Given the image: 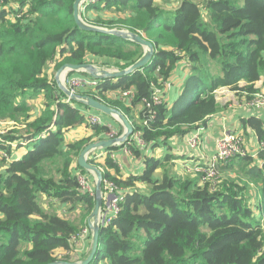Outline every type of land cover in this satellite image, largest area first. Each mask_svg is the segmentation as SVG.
I'll return each mask as SVG.
<instances>
[{
  "label": "trees",
  "instance_id": "16d2710c",
  "mask_svg": "<svg viewBox=\"0 0 264 264\" xmlns=\"http://www.w3.org/2000/svg\"><path fill=\"white\" fill-rule=\"evenodd\" d=\"M102 1L118 5L113 9L98 6L100 2L87 4V9L96 8L100 14L109 9L112 18H100L99 23L143 35L156 46V53L150 64L129 76L98 80L96 88L76 90L128 114L141 106L140 124L134 122L133 127L144 149L132 143L127 148L142 156L144 171L127 178L104 172V180L121 190L120 213L102 226L99 256L92 264H264V150L259 153L260 166L245 156L218 167L238 166L245 179H223L215 186L173 176L167 168L175 160L171 154L143 155L216 116L220 89L240 96L259 92L256 85L264 73V0L203 4L183 0L172 13L158 4L160 0ZM75 2L18 0L14 6L0 0V119L23 116L22 126L16 124V130L0 141V150L10 155L0 174V264H49L57 261L58 250H74L76 225L47 211L40 204L42 197L51 204L59 200L71 211L80 207L86 217L95 208V194L83 191L75 171L81 152L94 139L71 141L68 134L83 124L95 137L111 129L88 124L81 106L65 102L47 67L53 64L57 71L66 64L97 60L124 69L144 53L142 46L122 38L81 30L74 20ZM85 20L98 22L91 16ZM181 62L189 64L192 74L176 107L169 110L166 102L147 107L154 87L163 90ZM40 92L44 102L34 118L27 99ZM109 92L133 93L130 107L122 100L105 101ZM245 125L264 140L260 120L250 118ZM18 141L31 143L15 160L11 146ZM92 163L96 165L95 158ZM106 166L114 163L107 158ZM244 181L257 190L254 206L246 197ZM61 260L71 261V254Z\"/></svg>",
  "mask_w": 264,
  "mask_h": 264
},
{
  "label": "crops",
  "instance_id": "0c3cea01",
  "mask_svg": "<svg viewBox=\"0 0 264 264\" xmlns=\"http://www.w3.org/2000/svg\"><path fill=\"white\" fill-rule=\"evenodd\" d=\"M108 3H111V5H113V6L110 7V5ZM116 5H118V4H112V2H109V1L107 3H105V7L109 6L107 8H113L114 9ZM98 6H102V4H100ZM102 7H104V6H102ZM174 11L175 10L166 11V12L172 13ZM81 13L84 14V18L86 16H91V18L93 20H96L95 19L96 15H99L98 18H101V19L106 18V20H109L110 18H112V14L109 12V9H106V10L104 9L100 14L99 11L96 10V8L87 9V6H86V8L81 10ZM105 13H107L108 16L104 17ZM91 24H93V23H91ZM143 50L145 52L144 48H143ZM89 63L90 64L96 63V64H98L97 66H100V67L104 66V65L98 63L97 60H94V61L89 62ZM183 64L188 66L187 63H185V62ZM175 72L176 71H174V73ZM173 74H172V76H173ZM190 74L191 73L189 71V74L187 73L183 76V78L181 79L182 83L178 87V89H174V87L173 88L170 87L169 90H165L166 86L168 85L170 80L167 81L165 87L163 86V91L165 90L163 92L164 99L168 105L169 110L174 109L176 107V105L178 104V102L180 101V98L182 97V95L184 93L185 83L187 82L188 78L190 77ZM172 76H171V78H172ZM132 95H133V93H132ZM132 95L128 97L129 101H131L130 99L133 97ZM114 99L117 102L119 100H122L126 106L130 107V102L127 99L124 100V98L121 95L119 97L117 95H115ZM43 102H44V100L42 101V104H43ZM219 102H220V100H219ZM220 103L222 104V102H220ZM76 105L81 106V110L85 113L87 118H89V117L99 118L102 125L107 126L108 128H110L111 130L115 131L118 134L121 132L120 126H122V123L120 122V120L116 116L114 117L111 115L104 114V113L97 111V110H94L88 106H87V108H85L81 104H78V103ZM41 107H42V105H41ZM41 107H38V109H40V111H41ZM110 107H112V106H110ZM112 108H116V107H112ZM117 110H121V109L117 108ZM140 110H141L140 105L137 108L132 110L131 118H132L133 123L136 122L137 124H140V116H139ZM39 115H40V113H39ZM39 115H36L35 118L38 117ZM250 118H255V119L260 120L261 124H262V128L264 129V109L258 110L255 108H249L244 103V104L239 105V106H234V107L231 106L225 110L224 109L219 110L218 114L216 116H214L213 118L208 119V121L205 125H202L200 128H197L196 130H194L193 132L188 134V135H191L194 132H199L202 135L203 144L201 145L199 150H197V151L189 150V147L187 144L188 135H186L184 137H176L175 139L169 141L168 145H163L162 147L154 149V150H147L146 152H144V154L143 153L142 154L145 155V153H147L149 156H154L156 158H164L166 155L171 154V156H173L175 158V160L172 163L174 165L176 172L182 171L186 167L195 168L198 165V163H200V164L207 163L208 160L213 157V155L215 154L216 140L218 138H220L225 132L231 131L233 133L240 135L241 138H243V139H244V134L249 133L250 136L252 137V143H251V146L248 148V151L250 152L248 154V156L250 155L249 157L253 158V156H255L257 154L259 157V153L261 152L260 143L264 140H260L257 133L252 128L245 125V122ZM92 135H93V133L89 129V126L87 124H83V125L76 127L75 129H73L68 134V139L71 141H81L83 139L92 137L94 140L91 143L99 142V141H103V140H109V137L107 134H102L99 137H95ZM135 144L138 147H140L142 150L144 149L143 145H140L139 142H137ZM107 149H109V148L99 149L95 152H92L90 157H89L90 161H92V159H94V158L96 159V166L102 171L103 174H104V172H109L112 177L127 178L131 175H141L143 173L144 163L142 160V156L140 158V157H136L135 155H133L130 150L126 149L125 144L122 146L112 147V149H110V150H107ZM25 153H26V150L22 154L15 153V155H14L15 160H20ZM107 158H109L114 163V167H107L106 166V159ZM253 159H254L255 164H257V162L260 161V164H257V165H259V166L262 165L263 162H262V160H260V157L259 158H253ZM97 164H99V165H97ZM236 167H238V166H236ZM75 171L77 174H79V176H83L88 181V184L94 189V191H96L97 178H96L95 174H93L90 171H85V170L80 169L78 167V163H76ZM138 188L142 191L146 190L144 186H139ZM85 228L88 229V234L86 235V238L83 239L82 245L79 247V250L74 248L73 252H71V256L73 258L78 259V260H79V258L81 260L85 256L87 257L90 253V250H91L92 229L90 228L88 223H87V226H85L83 229H85ZM58 253L59 254H68V252L66 253L64 250H58L56 252V254H58Z\"/></svg>",
  "mask_w": 264,
  "mask_h": 264
},
{
  "label": "rangeland",
  "instance_id": "374dc122",
  "mask_svg": "<svg viewBox=\"0 0 264 264\" xmlns=\"http://www.w3.org/2000/svg\"><path fill=\"white\" fill-rule=\"evenodd\" d=\"M183 0H160L158 2V4L163 7L166 11H173V10H176L178 8V6L180 5V3L182 2ZM190 1H193L197 4H203L205 0H190ZM17 2L18 0H9V4H13L14 6L17 5ZM90 2V0H86L85 3L82 5V9L83 10L84 8H86L87 4H91V3H88ZM5 4V3H4ZM100 4H102V6H105V1H100ZM104 4V5H103ZM110 6H113L111 5V3H108ZM2 5V4H1ZM0 5V6H1ZM7 5V4H5ZM81 18L82 20L84 21L85 24L89 25V26H93V27H97V28H108V29H114V30H127L125 28H120L118 26L116 27H111V26H105L101 23H99V19L98 16L99 15H96L95 16V19L96 21H98L97 23H89L85 20L84 18V14L81 13ZM23 15V13H20L19 16ZM108 16L107 13L104 14V17ZM106 20V18H104ZM130 31V30H128ZM111 53V52H110ZM109 53V54H110ZM107 56V55H106ZM104 56V57H106ZM184 62H181L178 64V66L176 67L175 69V73L173 74L172 78L169 79V83L168 85L166 86V89L165 90H169L170 87H174V89H178V87L181 85V79L183 78V76L185 74H189V71L190 73L192 74V70L190 69L191 67L189 66V64L187 63L188 66L184 65L183 64ZM90 64V63H89ZM93 65H98L96 63H92ZM130 66L124 68V69H121L119 67H115V66H103V68L109 70V71H122V70H125L127 68H129ZM190 67V68H189ZM215 66L212 65V68H214ZM58 71V69H57ZM57 71L55 70L53 64H50L48 67H47V72H49L50 74V77L52 79V81L54 82V84H56V86L59 88L58 86V80L56 78V73ZM159 74V73H157ZM190 74V76H191ZM189 77V76H188ZM92 78L90 76V73L89 72H70L67 74L66 77H64V79L62 80V84H64V86H66V88L70 89L72 92H77L76 90H74V87H72L73 83L76 82L78 83V80L79 81H83L81 84L82 85H78L79 86L78 88H96L97 86L95 87H92L93 85H86L84 83V81H88L89 83L92 82V80L94 81H98L97 79H90ZM167 83V82H166ZM166 83L164 84V87L166 85ZM70 85H72L70 87ZM256 89L259 90V92L251 95L250 92L248 93H243L242 96H240L239 94H237L236 92H233V91H229L227 89H220L219 91H217V94H218V98L220 100V102H222V104L220 103V108L219 110H222V109H227L229 107H234V106H239V105H242V104H246V103H254L256 106L258 105L259 101L261 100V95L264 94V73H263V78L262 80L256 85ZM60 89V88H59ZM160 89V88H159ZM162 92H164L162 89H160ZM130 92H128L127 94L125 93L123 96L121 95V93H117L119 96L121 95L124 100H128V97L131 96L129 94ZM117 94H113L112 92H109L107 94H104V96L106 97L105 98V101H108V102H115L116 100L114 99L115 95ZM64 98H65V102L67 103H70L74 106H76V104H81L83 107L87 108L86 105L82 104V103H79V102H76V101H72L66 94H64ZM28 102H29V105L31 106L32 110L30 112V114L35 118L36 115H39L40 113V109H38V107H41L42 105V101L44 100V93L43 92H40V93H33V96L30 98L27 99ZM129 101V100H128ZM130 102V101H129ZM164 102H165V99H164ZM119 107H121V105H119ZM123 107V106H122ZM257 108V107H256ZM114 109H117V108H114ZM120 109V108H118ZM124 116L127 117V119L129 120V122L133 125V121L131 119V113L128 114L126 112H123L121 110H119ZM115 117V116H114ZM14 118H17V119H14ZM92 118H96V117H89L88 118V124H97L98 123H94L93 119ZM99 119V118H98ZM119 119V118H118ZM17 122V123H16ZM23 122V116H15L13 117V119H10V118H4V119H0V141L3 137H5V135L8 134V132H11L13 130H16L15 126L16 124H18V126H22L20 123ZM20 128H24V127H20ZM121 128V132L118 134L116 133L115 131L112 130V133H111V137L113 138H120L124 132H125V128L124 126H120ZM135 132V130H134ZM136 135V133H134L128 140V142L125 144L126 147L129 146L130 143L132 144H135V142H138L134 136ZM223 136V135H222ZM221 136V137H222ZM188 138V137H187ZM32 141V140H31ZM31 141H23V142H16L14 144H12V149L15 150V152L17 154H22L25 150L27 151V146L30 145ZM243 142H244V150H246V152L249 154L250 152L248 151V148L251 146V143H252V137L250 136L249 133H245L244 134V139H243ZM12 141H8L7 144H11ZM203 144V141L202 143L198 146L197 149L193 150V149H190L191 151H197L199 150V148L201 147V145ZM20 145H23V147H19ZM26 146V147H25ZM30 147V146H29ZM250 156V155H249ZM257 158H259L257 156ZM212 159V158H210ZM239 159V158H237ZM10 161V155L9 154H6L5 151H1L0 150V174H2L5 169H6V165L8 164V162ZM228 164V163H227ZM257 164H260V161L257 162ZM203 165V166H202ZM204 165H206V163H203V164H200L198 163V165L193 168V167H186L184 170L182 171H179V172H176L175 171V168H174V165L173 163L169 164L168 165V170L171 172V174L173 176H176L178 178H181L183 179L185 182H190V181H200V184H212V185H219L221 183V181L224 179H230L232 181H237L241 178L245 179L244 178V174H243V171L238 168V167H234L233 169H230L227 165V167L225 168H220L218 169V167H221L222 165H224V163H220L218 164L216 167H215V170L213 172V170H210L208 171L207 168H204ZM204 168V169H203ZM160 174H162V171H160ZM201 178V180L199 179ZM104 182L105 180L103 181V188H104ZM243 185L247 186L248 185V189H247V195L246 197L249 198V201L250 203L252 204V206H254L256 203H257V190L256 188L254 187V185L250 184L249 182L247 181H244V183H242ZM242 185V186H243ZM104 191V189H103ZM96 194V193H94ZM105 198V199H104ZM106 196L104 195L103 196V202H106ZM40 204L47 210V211H51L59 216H61L62 218H65V219H68L70 220L71 222H73L76 227H77V231L79 234L83 228L86 226L84 225L85 223L87 224L88 223V220L89 218L91 217V215L89 217H86L84 212L81 210V208H77L75 209L74 211H71L70 210V206L69 205H65L64 207H62L60 201L58 200L57 203H53L51 204L49 200H47L46 197H42L40 199ZM93 213V212H92ZM259 215V212L256 211L255 212V216ZM76 234V235H77ZM83 243V239H80L79 236H77L76 239L74 240H71V244L74 245V248L79 250V247L82 245ZM73 252V251H72ZM67 253V252H66ZM68 254H71L68 253ZM67 254H56L55 258L57 261H62L61 258L62 256H65ZM72 257V256H71ZM86 258V256L80 260L76 259V258H73L72 257V260L71 261H68V262H78V261H82ZM65 261V260H63Z\"/></svg>",
  "mask_w": 264,
  "mask_h": 264
},
{
  "label": "water",
  "instance_id": "95a60500",
  "mask_svg": "<svg viewBox=\"0 0 264 264\" xmlns=\"http://www.w3.org/2000/svg\"><path fill=\"white\" fill-rule=\"evenodd\" d=\"M86 0H76L74 3V20L77 26L83 30L88 32H94L99 34L111 35L118 38H122L131 43L138 44L145 49L142 57L131 65L129 68L122 71H109L103 67L84 63V64H66L62 66L56 75L58 80V86L60 90L66 94L72 101H76L82 103L94 110L100 111L104 114L116 116L119 118L120 122L125 128L124 134L120 138H114L109 140H103L99 142H94L88 144L84 150L81 152L78 158V166L85 170L90 171L95 174L97 178L96 182V191H95V208L93 213L88 221L90 228L92 229V245L89 255L82 261L78 262H68V261H55L49 264H92L93 261L99 256V243H100V235H101V225H100V215L101 209L103 206V181L104 176L102 171L90 161L89 157L92 152H95L99 149L112 148L117 146H122L127 143L129 138L134 134V127L129 122V120L124 116L119 110L114 109L101 101H98L90 96L81 95L75 92H72L70 89L66 88L64 84H62V76L66 77L70 72H89L90 76L99 81L103 80H118L122 77L129 76L143 68H145L148 64L153 60L156 53V46L149 40L145 39L142 35L134 33L128 30H114L108 28H97L93 26H89L84 23L81 18V9L82 5ZM88 7V6H87Z\"/></svg>",
  "mask_w": 264,
  "mask_h": 264
},
{
  "label": "built area",
  "instance_id": "2783aa9c",
  "mask_svg": "<svg viewBox=\"0 0 264 264\" xmlns=\"http://www.w3.org/2000/svg\"><path fill=\"white\" fill-rule=\"evenodd\" d=\"M100 1L102 0H90V2L88 3L95 4ZM82 82L83 81L78 80L79 85H82L81 84ZM78 83L74 82L72 84L73 86L70 85V87L71 86L74 87V90L80 89L78 88L79 86H77ZM84 83L87 86L88 85H93L92 87L98 86V81H94V80H92L91 83H89L88 81H84ZM129 94L132 95L131 92ZM163 96H164L163 92L159 88L154 87L152 103H148L147 107H151L152 105L162 104L164 102ZM260 97L261 100L259 101L257 106L254 103L252 104L249 102L246 103V106L258 110L264 109V94H262ZM92 119L94 123L101 124L98 118H92ZM111 133L112 130L110 133H107V135L109 139H114L113 137H111ZM134 138L139 142L140 145H142V141L140 140L138 134H136ZM202 141H203L202 135L199 132H194L191 135H188L187 144L190 149L195 150L202 143ZM243 145H244L243 138H241L240 135L233 133L231 131L225 132L222 137L216 140L215 154L213 155L212 159L208 160L204 168H207L208 171L213 170L214 172L215 167L220 163H227L234 159L248 156V153L246 152V150H244ZM126 149L129 150L127 147ZM260 150L261 151L264 150V141L260 143ZM257 156L258 155L256 154L255 156H253V158H257ZM79 182L83 191L92 195L95 193L94 189L88 184V181L83 176H79ZM103 189H104L103 196L105 195L107 198H106V202H103V206L101 209V215H100L101 227L110 225L113 219L119 215L120 213L119 202L121 195V190L119 189V187H117V185L114 182L105 180ZM87 234H88V229L85 228L79 234L73 236L72 240L76 239L77 236H79L80 239H85Z\"/></svg>",
  "mask_w": 264,
  "mask_h": 264
},
{
  "label": "bare ground",
  "instance_id": "6f19581e",
  "mask_svg": "<svg viewBox=\"0 0 264 264\" xmlns=\"http://www.w3.org/2000/svg\"><path fill=\"white\" fill-rule=\"evenodd\" d=\"M64 79V76H62V80Z\"/></svg>",
  "mask_w": 264,
  "mask_h": 264
}]
</instances>
